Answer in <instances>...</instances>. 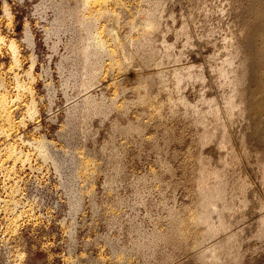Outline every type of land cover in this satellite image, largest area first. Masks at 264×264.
<instances>
[{"label": "rangeland", "instance_id": "374dc122", "mask_svg": "<svg viewBox=\"0 0 264 264\" xmlns=\"http://www.w3.org/2000/svg\"><path fill=\"white\" fill-rule=\"evenodd\" d=\"M91 2L84 9L91 27L86 41L101 40L104 48L93 60L96 79L82 91L75 50L82 29L73 13L77 0H0V98L15 122L6 135L0 120V264H194V250L168 258L171 247L154 244L153 235L165 229L170 210L184 214L185 208L195 206L200 155L209 156L208 167L213 168L220 164L216 158L230 149L235 162L227 177L245 182L261 208L240 210L226 233H241L240 264H264V237L253 234L264 216L262 179L240 151V128L230 124L223 106L228 91L212 73L224 58L227 38L234 47L254 43L251 0ZM261 3L257 17L263 16L264 22ZM103 8L110 16L96 14ZM153 10H158L161 23L149 44L160 59L155 56L147 67L146 54L136 51L141 35L136 24ZM162 40L172 45L169 58L162 56ZM11 42L18 56L11 52ZM131 53L141 56H134L137 67L128 65ZM187 69L199 72L202 82L187 79L177 89L173 73ZM135 72L141 77L165 74V82L138 90ZM179 97L187 99V106ZM204 97L212 99L227 130L229 147L222 150L215 149L214 140L206 148L197 144L201 128L191 110L204 111ZM86 99L114 107L107 117L88 115L83 110ZM255 101L260 105L257 123L264 118V95ZM128 123L140 131L128 134L114 126ZM249 133L258 134L254 129ZM115 146L122 148L118 157ZM10 147L17 157L6 153Z\"/></svg>", "mask_w": 264, "mask_h": 264}, {"label": "bare ground", "instance_id": "6f19581e", "mask_svg": "<svg viewBox=\"0 0 264 264\" xmlns=\"http://www.w3.org/2000/svg\"><path fill=\"white\" fill-rule=\"evenodd\" d=\"M87 1L88 0H77V6L75 8V11L73 12L75 17L79 20V22L82 25L81 26L82 29L79 34L81 45L75 47L76 54L78 57L76 58L78 59V62L81 65V69H82L80 76V84H79V87L82 91H88V89L92 86L91 85L93 83L92 81L96 79L95 75L97 73L96 71H98L96 66L98 65H96V63H94L93 60L99 57L100 49L104 48L103 45L104 42H102L101 40L100 41L97 40L95 44L86 41V39H88L86 38V36L88 37L90 30L89 29L90 22H88L90 21V19L86 20L87 16L86 15H85L86 17L84 16V9L85 6L87 5ZM95 1L96 0H94V2ZM114 2L117 3V0H114ZM250 6L253 7L254 16H255V20L253 22L254 25L251 29V34L254 43L253 44L251 43L249 45L245 43L241 45H236L234 47L232 40L231 39L229 40L227 38V40H225L224 58L222 59L220 64H218L216 67H212V73L218 80V84H219L218 86L221 88H225L228 91L226 96L223 98V106L227 113L228 120L232 126L240 128L237 136V144L250 169L253 172H259L260 177L262 179L261 184H263L264 187V118H261L257 123H255L258 120V112L260 111V105L259 103H257V101H255V97L258 98V96L264 95V22H263V16L260 15L259 17H257L260 11L262 10L261 0H251ZM156 11L153 10L152 12L146 13L143 16V20H141L142 23L136 24V26L139 28V32L141 33L140 37L138 36L139 39L135 40L137 46L136 51L146 54L144 59V64L147 67L149 63L151 64V62H153V60L156 59L155 56H157L158 54V53L156 54L155 51L151 49L152 46H150L149 44L150 35L154 30L160 27V26L158 27V24L161 23V20L159 22V17L157 16ZM5 12L7 13V9H5ZM8 13L7 16H10L8 15ZM96 14L99 15L108 14L110 16L108 8L107 9L103 8V11L100 10V12ZM107 17L108 16H106V18ZM140 17L142 18V15ZM134 20L136 21V19ZM182 30L183 28L180 27L178 31L176 30V33L180 34ZM186 36H188V34H186ZM0 41H2L1 36H0ZM92 41L95 40L93 39ZM229 41L231 45H229ZM162 42H164V44H162V46H164L162 48L163 49L162 56L169 58L171 53H169L168 51L170 50V48L172 50V45L170 44L171 46L167 47L166 41L162 40ZM10 48L12 50L11 52H13V55L16 54L15 56H18L14 42H11ZM160 50H158V52H160ZM133 54L134 53H131L130 56L128 55L129 56L128 65L129 66L134 65L135 67L136 64H133L135 63L134 58L135 57L139 58L141 56L138 57L134 55L135 56L134 57L132 56ZM137 66L138 65H136V67ZM142 66L144 65L142 64ZM175 71L173 73V78L175 81L174 85L177 89H180L181 88L180 86L183 83L187 82L185 81L187 79L188 80L194 79L196 80V82L200 80V82H202V76L199 72L193 73L191 71H188L187 69V72L183 71L184 74H182V73H177L178 70L176 73ZM164 75H161L160 73H156V74L149 73L148 75L141 77L135 72L134 78L135 79L137 78L139 80L138 81L139 85L137 89L140 90L142 88L145 91L146 88L152 87L154 84L157 85L161 84L162 86L163 83L165 82V81L163 82ZM147 90L146 93H148ZM144 96H142V101L145 100V98L143 99ZM183 98L185 97L178 99V102L184 106H187L188 102L185 101L187 99H183ZM140 99L138 98L139 101H141ZM204 102L205 104H207V108L204 111H199L197 108H196L197 110L195 109L191 110V112L197 115L196 124H198V126H200L201 128V133L197 141L198 146H200L201 148L202 147L204 148L205 146L206 148L208 144L211 146L210 143L213 142L214 140L216 141V146H215L216 148L215 147L214 148L217 150L220 149L222 150L226 148V146L229 147L228 144L229 136L226 132L227 130L224 128V125L222 126V124L220 123L222 119L219 118L218 111L216 110L215 105L212 102V99L206 100V97H204ZM84 103H85V107H83V110H85V112L88 115L98 114L101 116L102 115L105 116L106 114L108 115L109 110L114 107L113 103L111 105H107L103 103H97L95 101H89L88 99H86ZM171 104L174 106V108L177 105V103L176 105H174V102H172ZM6 105L7 104L5 98H0V120L2 122L1 127L3 128L2 129L3 133L9 135L11 134L12 129L14 128L15 122L12 121L10 117V110ZM107 115L105 117H107ZM208 116L211 117V121H210L211 123L208 122L210 119L207 118ZM114 126L120 132H124L128 134L134 132L138 133L140 131L138 125L137 124L135 125L133 123H128L127 125L124 126H116V125ZM253 129L256 130V132L258 133L257 136L256 134H254L255 136L251 134L253 131L249 133V131ZM14 151L15 150L12 147H10L7 149L6 153L10 155V158L11 156L17 157V154H15ZM114 152H115V156L118 157L122 154V148L120 149L115 146ZM211 157L212 156H210V158ZM207 158H204L203 156L200 155L199 159H197L198 160L197 178L195 177L196 178L195 193H196L197 201L195 202V206L192 209H190V207H187L184 210L181 209L182 207L179 208L183 210L182 213L184 214H180L179 210H177L178 212L170 210L168 213H166L165 219L167 221V226H165V229H162L161 231L158 230V232L153 235L154 244L158 242H162L164 244L169 245V247H171V252L170 255L167 256L168 258H173L180 252H185L190 249V250H194V254L192 258L194 264H240L242 263L241 262L242 256L239 251L240 250L239 248L243 241L241 233L240 232L226 233V232L233 226L237 218L240 217L239 215L240 210L242 212L243 210L246 209L250 211L258 209L261 206V202L256 194H253V197L249 195L245 182L237 178L229 179L228 178L229 176L227 177V169H229V167L232 166L233 162H235L234 161L235 154L232 149L227 150L223 156L221 157L218 156V158H216L218 159L217 162L220 163L218 166L216 165V167L213 168H210L211 166L208 167L209 156ZM235 198L238 199V204H236L237 202L235 203L236 201ZM238 215L239 217H237ZM253 234L258 238L264 237V216H262L259 222L257 223L256 229H254Z\"/></svg>", "mask_w": 264, "mask_h": 264}]
</instances>
